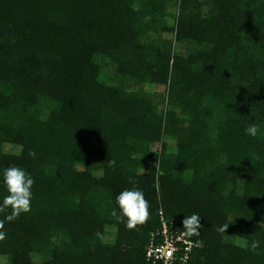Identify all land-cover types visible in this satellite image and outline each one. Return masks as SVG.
I'll return each mask as SVG.
<instances>
[{"label": "trees", "instance_id": "16d2710c", "mask_svg": "<svg viewBox=\"0 0 264 264\" xmlns=\"http://www.w3.org/2000/svg\"><path fill=\"white\" fill-rule=\"evenodd\" d=\"M10 166L35 183L0 264H154L160 213L199 215L187 264H264V0H0V202Z\"/></svg>", "mask_w": 264, "mask_h": 264}, {"label": "clouds", "instance_id": "9594fccd", "mask_svg": "<svg viewBox=\"0 0 264 264\" xmlns=\"http://www.w3.org/2000/svg\"><path fill=\"white\" fill-rule=\"evenodd\" d=\"M246 134L256 137L258 126L251 124L245 129ZM29 156L35 157L34 151H29ZM114 164L115 162L112 161ZM3 183L6 186L8 195L0 202V213H6L10 209V214L5 216L4 220H0V241L6 237L5 220L12 222L18 219L22 214H29L32 211L31 201L33 198L32 188L34 186L33 177L24 169L18 166H10L3 171ZM130 183L134 187L129 190L125 189L116 197V202L119 206V212L113 210L111 215L117 221L126 222V227L129 230L137 229L138 226L145 225L150 219V203L145 198L144 193L139 188L135 187L138 183L134 179H130ZM189 235L199 234V229L202 227L201 219L198 214H192L185 217L182 221ZM228 225H223L217 229L219 232L227 230ZM259 247V241H253L251 250L253 252Z\"/></svg>", "mask_w": 264, "mask_h": 264}, {"label": "built area", "instance_id": "2783aa9c", "mask_svg": "<svg viewBox=\"0 0 264 264\" xmlns=\"http://www.w3.org/2000/svg\"><path fill=\"white\" fill-rule=\"evenodd\" d=\"M161 228L151 234L146 248L147 259L154 264H187L200 243L190 240L187 231H178L172 221L160 213ZM157 239L159 242H156Z\"/></svg>", "mask_w": 264, "mask_h": 264}, {"label": "rangeland", "instance_id": "374dc122", "mask_svg": "<svg viewBox=\"0 0 264 264\" xmlns=\"http://www.w3.org/2000/svg\"><path fill=\"white\" fill-rule=\"evenodd\" d=\"M177 47V49L179 50H182V51H184L186 48L183 46V47H180V46H176ZM148 90H151V91H154V90H156V91H160V92H162L163 91V89L161 88H159V89H155L154 87H148L147 88ZM10 151L12 150V151H16L15 149H13V148H11V147H9L8 148ZM110 230H112L114 233H115V230L114 229H110ZM109 241H114V236L113 237H111V238H109ZM237 243L238 244H242V241L241 240H238L237 241Z\"/></svg>", "mask_w": 264, "mask_h": 264}]
</instances>
